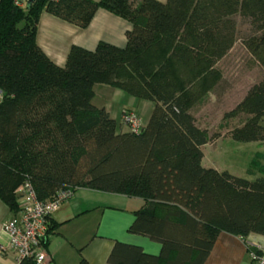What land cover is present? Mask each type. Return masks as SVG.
<instances>
[{
    "label": "trees",
    "instance_id": "16d2710c",
    "mask_svg": "<svg viewBox=\"0 0 264 264\" xmlns=\"http://www.w3.org/2000/svg\"><path fill=\"white\" fill-rule=\"evenodd\" d=\"M100 8L130 22L124 47L72 45L59 66L37 45L42 11L83 29ZM237 17L251 25L246 45L264 65V0H32L24 8L0 0V199L18 214L25 182L40 201L82 187L142 198L128 232L160 252L115 242L110 264H203L221 231L243 241L264 235V175L205 167L207 133L190 113L195 84L207 89L220 76L215 65L236 40ZM95 84L152 101L146 124L122 131L92 103ZM235 110L249 118L231 139L264 142V78Z\"/></svg>",
    "mask_w": 264,
    "mask_h": 264
},
{
    "label": "crops",
    "instance_id": "0c3cea01",
    "mask_svg": "<svg viewBox=\"0 0 264 264\" xmlns=\"http://www.w3.org/2000/svg\"><path fill=\"white\" fill-rule=\"evenodd\" d=\"M130 28V22L102 8L96 10L83 29L42 11L37 23L36 43L52 62L62 66L72 45L87 50H93L99 42L124 47L125 32ZM93 91L92 103L104 108L122 131H127L121 121L125 110L135 111L139 116L141 106L149 107L143 99L126 96L124 91L110 85L95 84ZM143 205L144 200L140 197L88 187L77 189L51 217L54 229L48 236L45 247L48 260L44 264H78L81 258L87 264H110L107 258L115 242L139 246L147 254L158 255V243L128 232L135 211ZM13 215L0 199V264H16L15 254L9 249L8 236L2 230L3 223ZM247 240L261 243L256 235L247 236ZM203 264L251 263L245 242L221 231Z\"/></svg>",
    "mask_w": 264,
    "mask_h": 264
},
{
    "label": "rangeland",
    "instance_id": "374dc122",
    "mask_svg": "<svg viewBox=\"0 0 264 264\" xmlns=\"http://www.w3.org/2000/svg\"><path fill=\"white\" fill-rule=\"evenodd\" d=\"M253 32L247 20L236 18V40L215 65L219 78L207 89L199 81L195 84L193 91L198 92L199 97L190 108L197 126L205 130L208 137V143L201 147L204 154L202 164L250 180L264 175V142H236L231 139L230 133L249 118L235 108L247 90L264 78L261 59L246 45ZM143 102L149 107L143 105L139 109L142 125L148 121L153 106L150 100L143 99ZM261 124L264 125V120ZM256 236L264 247V235Z\"/></svg>",
    "mask_w": 264,
    "mask_h": 264
},
{
    "label": "built area",
    "instance_id": "2783aa9c",
    "mask_svg": "<svg viewBox=\"0 0 264 264\" xmlns=\"http://www.w3.org/2000/svg\"><path fill=\"white\" fill-rule=\"evenodd\" d=\"M28 2L29 0H15V4L21 8ZM121 121L131 132H137L142 126L140 117L132 110H125ZM16 192L19 194V213L2 225V230L9 239V249L15 254L16 262L32 259L36 264H44L48 256L42 240L48 229V217L68 201L73 193L67 189L50 200L40 201L30 182L21 184ZM244 242L250 263L264 264V247L257 242Z\"/></svg>",
    "mask_w": 264,
    "mask_h": 264
},
{
    "label": "water",
    "instance_id": "95a60500",
    "mask_svg": "<svg viewBox=\"0 0 264 264\" xmlns=\"http://www.w3.org/2000/svg\"><path fill=\"white\" fill-rule=\"evenodd\" d=\"M32 2V0H29V2L27 3V6ZM1 92V91H0Z\"/></svg>",
    "mask_w": 264,
    "mask_h": 264
}]
</instances>
